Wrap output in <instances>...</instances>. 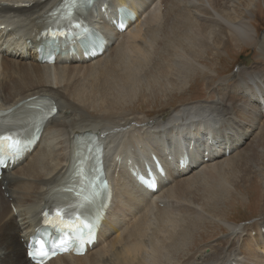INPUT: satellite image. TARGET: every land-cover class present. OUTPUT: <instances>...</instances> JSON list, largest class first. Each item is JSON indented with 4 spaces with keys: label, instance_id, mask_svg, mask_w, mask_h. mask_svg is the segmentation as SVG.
Wrapping results in <instances>:
<instances>
[{
    "label": "bare ground",
    "instance_id": "obj_1",
    "mask_svg": "<svg viewBox=\"0 0 264 264\" xmlns=\"http://www.w3.org/2000/svg\"><path fill=\"white\" fill-rule=\"evenodd\" d=\"M62 2L0 0V110L32 96L49 97L58 107L34 148L2 172L0 264H33L24 243L45 205L61 198L53 186L69 169L75 140L86 132L102 140L113 196L97 241L84 255L63 254L45 264H264V208L246 226L225 224L228 233L212 242L219 232L210 238L199 233L207 222L225 233L213 222L216 205L232 193L244 198L238 191L245 177L258 176L264 185V60L238 66L218 84L217 69L203 73L209 68L202 63L209 48L224 49L230 39L264 53V34L255 35L239 8L251 0H95L86 19L100 27L105 50L84 59L81 45L66 46L53 64H45L37 35ZM119 7L137 15L121 32L111 25ZM198 72L206 74L215 100L184 97L185 88L196 86L190 82ZM151 83L163 93L180 90L174 101L180 104L160 106L163 115L120 123L113 106L144 94ZM182 152L189 157L184 167L178 163ZM151 153L161 157L166 171L153 192L133 176ZM151 169L158 175L152 163Z\"/></svg>",
    "mask_w": 264,
    "mask_h": 264
},
{
    "label": "rangeland",
    "instance_id": "obj_2",
    "mask_svg": "<svg viewBox=\"0 0 264 264\" xmlns=\"http://www.w3.org/2000/svg\"><path fill=\"white\" fill-rule=\"evenodd\" d=\"M241 7L243 10L242 13L244 15L245 21H247L248 23L250 22L253 23V26L251 23L250 24H251V27L252 28L254 27V30L256 31L255 35H258V37L262 36L264 34V0H251L248 6H244V7L240 6L239 8L241 9ZM227 43L224 45L225 46L224 49L222 47L217 50L215 48H209V50L206 51V53L202 55V61H203L202 63H205L209 68V69H205L203 73L212 74L211 70L217 69L218 74L216 75L215 73H213L215 74V81L217 84L220 82L221 79L223 80L226 79L238 66H241V67H250L254 65L260 66V63L263 62L264 60L263 51L256 45L247 46V44L245 45L244 42H241V41L235 42L232 39H230ZM18 52H19V49H18ZM162 66H165L164 63H162ZM51 68L52 67H50V70H53V68L52 69ZM198 73L194 77L195 82L193 83L190 82V84H193L196 86H193L189 91H187L188 88H185L184 97H189V95H191L189 102L190 101L200 102V101L215 100L217 96L216 93L210 96V93H212L213 91L211 90L210 93H208V90L206 88V84H205L206 74L202 75L200 72ZM51 80L54 83V80L53 79ZM52 81H49L51 85L53 84ZM49 82L47 81L46 84ZM229 82L231 83L230 80ZM55 85L56 84L54 83L52 86L56 87ZM152 86H154V83H151L150 88L146 86L145 90L146 88L147 90L144 92V94L141 93L139 96L134 98L135 100L133 99L125 103L121 102L120 103L121 106L120 104H117L115 108L113 106V110H114L113 112L115 114V117L120 123L123 122L124 118L132 119L134 117L144 116L150 119L159 114L163 115L166 110L158 111L160 109V106L163 105L164 107H166L168 105L167 109L169 108L171 109L172 107H176L178 104H180L178 102H177L178 104L174 102L176 101L175 99H177V97L181 93L180 90H171L169 92L164 91L163 93V90L159 88L157 85L154 87ZM261 123L262 122L260 121L259 125ZM263 124L264 123H262V125ZM50 135H53V134L49 133L46 135L47 139H48V136ZM244 150H246V148L242 149V151ZM204 160L206 161L205 158ZM257 178L258 176L250 174L249 176L245 177V179L240 181L241 188L239 189L240 191L238 190L237 191L244 198L239 197V195L236 193H232L230 197L229 195H227L226 198L220 200L217 203L216 208H215L216 210L214 209L215 213L216 212L217 213H216V216H214L213 218V222L223 227V230L225 231V233L216 231V229H212L209 222H207L208 225L206 226V228L200 229L199 233L205 232V234H208L207 235L208 238H210L212 237V235H216L219 232L215 237L209 239V241L212 242L214 239H217L219 237L222 238L223 235L225 236L228 233L227 228L225 227V224L233 225V226L234 225L246 226L252 223L257 218H259L264 208V205H262L263 204L262 198L264 200V195H263L264 185L262 184V182L260 183L259 178L258 179ZM217 216L219 218H223L227 216L229 220L227 221V223H223V221H218L219 218L216 219ZM260 231L262 232L261 229ZM198 237L199 235L197 232L195 238H198ZM105 244H106L105 241L101 242L100 247L105 249L107 247V245L105 246ZM198 247L201 250L202 249L208 250L206 248V244L204 243L199 244Z\"/></svg>",
    "mask_w": 264,
    "mask_h": 264
},
{
    "label": "snow or ice",
    "instance_id": "obj_3",
    "mask_svg": "<svg viewBox=\"0 0 264 264\" xmlns=\"http://www.w3.org/2000/svg\"><path fill=\"white\" fill-rule=\"evenodd\" d=\"M73 2H75V0H73ZM59 34L63 35V33ZM52 111L54 112L55 109L53 108ZM0 142H4L5 146L9 150L7 155H13L15 153H18L20 148L22 147L21 142L19 140H13L11 137L8 136H0ZM3 155V148H0V162H2ZM68 191H71V189H69ZM96 194L97 193L93 191L88 197H85V203L90 204L95 198ZM84 206L85 204L81 203L71 207L84 208ZM56 216L60 218L57 223L64 228L78 230L80 226H83L84 228H87L89 229V231H91L92 227L94 226V224L91 222H85L80 214H76L73 216V213L70 212L68 209H57ZM65 216L69 217V219L65 220ZM30 255L32 254L30 253Z\"/></svg>",
    "mask_w": 264,
    "mask_h": 264
}]
</instances>
